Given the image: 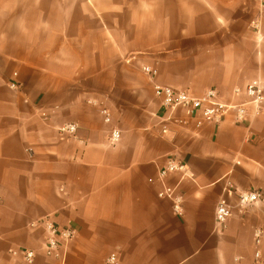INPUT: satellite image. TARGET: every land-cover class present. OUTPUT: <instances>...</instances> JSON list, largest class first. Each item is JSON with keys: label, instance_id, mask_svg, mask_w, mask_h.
I'll list each match as a JSON object with an SVG mask.
<instances>
[{"label": "crops", "instance_id": "0c3cea01", "mask_svg": "<svg viewBox=\"0 0 264 264\" xmlns=\"http://www.w3.org/2000/svg\"><path fill=\"white\" fill-rule=\"evenodd\" d=\"M262 36L261 0H0V264H26L11 250L33 264H264L263 207L225 230L215 218L221 200L237 205L233 187L264 194V114L199 125L178 110L177 125L155 94L241 102L236 89L264 82ZM170 159L188 175L161 178ZM45 219L77 231L64 262L43 253Z\"/></svg>", "mask_w": 264, "mask_h": 264}, {"label": "built area", "instance_id": "2783aa9c", "mask_svg": "<svg viewBox=\"0 0 264 264\" xmlns=\"http://www.w3.org/2000/svg\"><path fill=\"white\" fill-rule=\"evenodd\" d=\"M261 7L264 12V0H261ZM253 28L261 36V24L259 21L253 24ZM261 41H264V36H262ZM143 72L151 80H154L158 75L157 70L149 66H144ZM155 94L169 114L167 122H173L177 125L186 124L175 118L174 113L178 110H182L190 117H200L199 125H220L230 115H234L236 121L242 123L249 118L264 114V82L260 80L248 84L243 90L236 89L235 95L243 98L241 102L236 104L223 101L216 89H209L201 97L197 98L186 91L179 92L156 86ZM101 112L105 122L110 123V111L102 108ZM78 130L79 125L71 123L61 126L58 129V133L62 138H72L76 137ZM164 133H167L166 129ZM120 138V131L113 130L109 142L112 146H116ZM172 173H182L187 176V166L176 159H170L160 176L164 178ZM230 191L237 195L238 202L236 206H232L224 199L219 202L215 218L216 225L221 230L227 228L228 222L233 217L235 210L240 216H244L254 207L264 208V194L261 191L240 192L234 187ZM159 198L171 200L175 212L179 215L181 214L183 198L177 194L175 189L165 186L159 193ZM33 226L44 229L46 233L43 245L44 255L47 258L64 262L69 245L77 238V231L70 227H58L49 219L37 222ZM254 236L256 247L255 258L259 262L263 256L261 247L264 239V230L261 228L256 229ZM10 253L15 258L23 259L26 264H33L37 256L35 252L27 250H11ZM106 264H120L118 255L116 253L112 254L107 259Z\"/></svg>", "mask_w": 264, "mask_h": 264}, {"label": "rangeland", "instance_id": "374dc122", "mask_svg": "<svg viewBox=\"0 0 264 264\" xmlns=\"http://www.w3.org/2000/svg\"><path fill=\"white\" fill-rule=\"evenodd\" d=\"M141 72L143 73V70Z\"/></svg>", "mask_w": 264, "mask_h": 264}]
</instances>
